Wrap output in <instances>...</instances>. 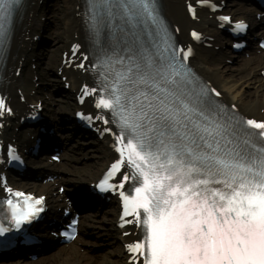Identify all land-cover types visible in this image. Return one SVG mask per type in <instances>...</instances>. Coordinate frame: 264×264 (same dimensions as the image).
<instances>
[{
	"label": "snow or ice",
	"instance_id": "snow-or-ice-1",
	"mask_svg": "<svg viewBox=\"0 0 264 264\" xmlns=\"http://www.w3.org/2000/svg\"><path fill=\"white\" fill-rule=\"evenodd\" d=\"M19 6L0 0V55ZM84 23L95 83L83 94L96 98L118 154L99 186L123 189L134 180V194L120 192L123 215L145 230L130 252L144 264H264V121L215 98L191 69V50L170 39L156 0H87ZM31 201H6L0 237L42 211L41 199Z\"/></svg>",
	"mask_w": 264,
	"mask_h": 264
},
{
	"label": "bare ground",
	"instance_id": "bare-ground-1",
	"mask_svg": "<svg viewBox=\"0 0 264 264\" xmlns=\"http://www.w3.org/2000/svg\"><path fill=\"white\" fill-rule=\"evenodd\" d=\"M162 1H163L165 14L179 28L180 39L183 42H188L186 31H188L189 29H196L198 32H202L203 34L208 35L209 37H214L213 35L207 33V29L215 25L212 18H209L206 15L205 17L200 18L201 20L198 24L190 21L187 18V15L185 14V4H186L185 2L192 0H162ZM62 4L68 16V18L65 19L63 34H61L62 37L65 36L63 39H66L65 40L66 42L68 39L70 40L72 39V35H71L72 31L78 30L80 26V20L76 18V14L78 13V11L76 10V7L78 6L77 0H62ZM36 11H37V4L36 6L33 7H30L28 5L27 14L29 13L32 14L29 27L24 19L16 27L14 32V38L12 41L13 49L15 48L14 43L15 45L16 43H18L20 44V46L22 45L24 47L23 48L20 47L17 53L12 51L8 65L14 63L15 66L17 60L24 57L27 49L29 48L28 38L30 37L31 33L37 28V21L35 19ZM227 13H231V10L228 9ZM213 43L214 45H217L215 40L213 41ZM196 52L200 53L201 49L196 48ZM14 56H16L15 61H13ZM50 56L53 58L54 52H52ZM211 61L212 60L210 61L205 60V58L202 55H198L196 53V59L194 58L193 65L195 66L199 74H201L203 77L208 79L215 87L220 89L221 92L225 95V97L229 98L232 104L238 103L240 106H243L245 112L252 113L254 115L255 114L260 115L259 109L264 108V94L261 95L259 94V92L260 91L264 92V79L259 78V76L255 73L254 70L258 69L257 70L258 73L264 68V56L250 59L247 62H237V69H233L232 67H226V70L224 71H228V72L237 71L244 73L242 78L232 81L229 79H225L221 71L219 72L218 69L212 70L215 68H209L208 65ZM24 63L25 62L23 60V64ZM242 81H244L245 85H247L246 87H251L252 93H254L252 94L254 95L253 96L254 99L253 100L250 99L251 102H245L243 100L245 94L242 92V87L238 90V88L242 85L241 83ZM72 83L74 82L72 81ZM23 86H24V80L22 78L14 79L9 76L6 77L4 92L5 94H7L10 104L15 109L18 108L17 103L19 101L18 96L15 94V89L21 90ZM63 104H65V106H69V105L71 106L69 102H63ZM257 107H259V109L256 112ZM261 116L260 118L264 119V114H262ZM11 122L12 121H10V123ZM12 134L13 131L9 132V129L7 128L3 132L4 140L7 141V138ZM110 160L111 158L107 155L106 152L105 153L100 152L97 162L94 165H91L90 167H84L83 169H78L77 175L81 178L94 180V178L101 175V173L103 172L107 164L110 162ZM70 172L73 173L72 170ZM64 182H66V180H64ZM41 188L48 189L49 187H41ZM46 194L48 193L46 192ZM81 226H82V232L85 230L84 232L86 233L87 228L90 225H88L86 221L82 220ZM99 229L103 230L104 235H106V238H103L102 235H99V236H95L96 239L98 240V237L100 238V240L103 238L104 240H107V242H109V245L112 247L111 250L108 251V256H106V259L103 258V260H106L104 264L109 261L107 259L108 257L113 258V261L111 262L114 264H125V256L123 255L122 248L117 246L118 244L117 238L113 235V230H111L110 228L104 229L102 227H100ZM88 235L89 236L93 235V233H89ZM129 240H130L129 238L124 239V242H128ZM86 243L91 244L90 242H86ZM103 244L104 243H102L101 245ZM70 251L71 252L60 251L57 254L51 255L46 259L38 260L32 263H25V264H100V260L98 261L95 260L93 255H89V257L80 255L78 253L79 250L77 248Z\"/></svg>",
	"mask_w": 264,
	"mask_h": 264
},
{
	"label": "rangeland",
	"instance_id": "rangeland-1",
	"mask_svg": "<svg viewBox=\"0 0 264 264\" xmlns=\"http://www.w3.org/2000/svg\"><path fill=\"white\" fill-rule=\"evenodd\" d=\"M51 7H57L58 5H57V2H52L51 4ZM52 11L51 12H53V11H55V9H51ZM53 15V14H52ZM51 15V16H52ZM53 17V16H52ZM60 19H62V15H60V17H59ZM58 24V26L57 27H59V29H58V32L59 33H61V31H63V28H62V23L60 24V23H57ZM207 61L208 60H211V59H213V57L211 56V55H208V54H206L205 55V57H204ZM216 60V59H215ZM208 67L209 68H215V69H212V70H216V69H218V71L220 72L221 71V73H222V75H224V77L226 78V79H237V76L235 75V72H237V71H235L234 73H232V72H228V71H224V70H226V68L224 67V66H222L218 61H211L210 63H209V65H208ZM233 69H237V68H233ZM232 73V74H231ZM239 79V78H238ZM237 79V80H238ZM45 83V82H44ZM250 93V92H249ZM55 111L56 112H58V107L55 109ZM92 156H97V154H96V152H93V151H86V149L85 150H81V152L79 153V158H78V161L79 160H81L82 158H89V161H85L86 163H84V164H86V165H84V167H90L91 165H94L96 162H97V160H95V158L94 157H92ZM83 162V161H82ZM79 165V164H78ZM81 165H83V164H81ZM81 165H79V166H81ZM86 181H89V179H87L86 178ZM83 182H85V181H83ZM82 183V182H81ZM75 186H78L77 185V182L75 183ZM105 214H107L106 212H105ZM105 223H108L109 222V219L107 218V217H105L104 218V220H103ZM96 243H99V244H96ZM100 243L101 242H99V241H97L96 242V239H95V241L93 240V242H91V245L92 246H95V247H97V249L95 250V249H88V255H87V251H85V253H84V251L81 253V254H83L82 256H86V257H89V253H91L92 255H94V258H95V260H100V264H104V262L106 261V260H103V258H105L106 259V256H108V251H110L111 249H110V247H107L109 244H104L103 245V248H104V250H106V251H102V247H101V245H100ZM103 243H105V241H103ZM102 248V249H101ZM109 261H113V259L112 258H107ZM108 261V262H109ZM106 264V263H105Z\"/></svg>",
	"mask_w": 264,
	"mask_h": 264
}]
</instances>
